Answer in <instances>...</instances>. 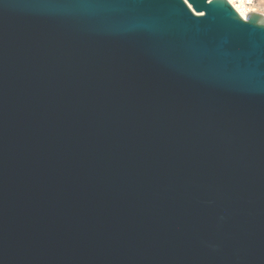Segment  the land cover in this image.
<instances>
[{
	"label": "water",
	"instance_id": "95a60500",
	"mask_svg": "<svg viewBox=\"0 0 264 264\" xmlns=\"http://www.w3.org/2000/svg\"><path fill=\"white\" fill-rule=\"evenodd\" d=\"M0 264H264V15L0 0Z\"/></svg>",
	"mask_w": 264,
	"mask_h": 264
},
{
	"label": "snow or ice",
	"instance_id": "6c2138e0",
	"mask_svg": "<svg viewBox=\"0 0 264 264\" xmlns=\"http://www.w3.org/2000/svg\"><path fill=\"white\" fill-rule=\"evenodd\" d=\"M229 4H232L236 7V11L239 13L240 17L244 19L245 21L248 20V12L245 10H242L239 5H247L253 3V0H228ZM184 3L187 4L188 0H184ZM260 3L264 5V0H260ZM251 11H255L254 9ZM262 13H264V9H262ZM197 15L203 16L204 13H198Z\"/></svg>",
	"mask_w": 264,
	"mask_h": 264
},
{
	"label": "bare ground",
	"instance_id": "6f19581e",
	"mask_svg": "<svg viewBox=\"0 0 264 264\" xmlns=\"http://www.w3.org/2000/svg\"><path fill=\"white\" fill-rule=\"evenodd\" d=\"M239 7L242 9V10H245V11H247L248 13L250 12H253V11H251V10H255V12H260L261 10H260V8H258L257 7V5H254V6H251V7H249V6H245V7H243V4H241V5H239ZM236 8V7H235Z\"/></svg>",
	"mask_w": 264,
	"mask_h": 264
},
{
	"label": "built area",
	"instance_id": "2783aa9c",
	"mask_svg": "<svg viewBox=\"0 0 264 264\" xmlns=\"http://www.w3.org/2000/svg\"><path fill=\"white\" fill-rule=\"evenodd\" d=\"M260 1H258V0H253V3H251V4H247V5H243V7H245V6H249V7H251V6H254V5H259L258 3H259ZM234 6V5H233ZM235 7V6H234ZM236 9V8H235ZM250 13V12H249ZM248 13V14H249Z\"/></svg>",
	"mask_w": 264,
	"mask_h": 264
},
{
	"label": "rangeland",
	"instance_id": "374dc122",
	"mask_svg": "<svg viewBox=\"0 0 264 264\" xmlns=\"http://www.w3.org/2000/svg\"><path fill=\"white\" fill-rule=\"evenodd\" d=\"M260 1V0H258ZM259 5H257L258 8H260V13H262V9H264V5H262L260 2L258 3ZM259 12V11H258ZM264 15V13H262Z\"/></svg>",
	"mask_w": 264,
	"mask_h": 264
}]
</instances>
